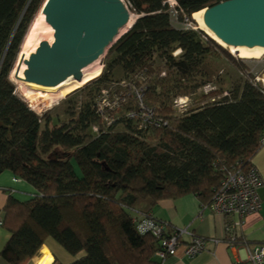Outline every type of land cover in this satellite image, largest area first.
<instances>
[{
  "label": "trees",
  "instance_id": "16d2710c",
  "mask_svg": "<svg viewBox=\"0 0 264 264\" xmlns=\"http://www.w3.org/2000/svg\"><path fill=\"white\" fill-rule=\"evenodd\" d=\"M175 1L176 13L169 0H127L137 17L106 49L109 73L146 71L148 80L136 81L103 113L87 101L69 121L58 122L32 109L11 78L46 0H0V174L11 170L37 190L25 201L10 196L4 206L11 237L3 254L12 264L32 258L49 240L75 258L68 264H161L159 240L139 233L137 223L154 217L163 199L193 193L210 203L224 166L253 164L264 136V90L256 81L264 67L253 69L251 58L234 57L197 28L194 13L225 0ZM173 16L190 26H176ZM217 53L244 78L226 95L210 90L205 96L211 100L181 114L167 105L165 99L172 104L210 81L201 70ZM104 78L110 80L106 68L83 86ZM142 88L143 104L166 124H142L134 92ZM122 122L126 129L115 130ZM54 264L63 263L56 258Z\"/></svg>",
  "mask_w": 264,
  "mask_h": 264
},
{
  "label": "water",
  "instance_id": "95a60500",
  "mask_svg": "<svg viewBox=\"0 0 264 264\" xmlns=\"http://www.w3.org/2000/svg\"><path fill=\"white\" fill-rule=\"evenodd\" d=\"M54 28V41L40 42L27 60H19L16 78L54 86L103 55L129 22L123 0H46L42 9ZM206 26L228 46L264 47V0H225L204 9ZM27 68L20 78L22 63Z\"/></svg>",
  "mask_w": 264,
  "mask_h": 264
},
{
  "label": "crops",
  "instance_id": "0c3cea01",
  "mask_svg": "<svg viewBox=\"0 0 264 264\" xmlns=\"http://www.w3.org/2000/svg\"><path fill=\"white\" fill-rule=\"evenodd\" d=\"M264 181V145L259 148L252 159ZM37 190L27 181L16 176L11 170L0 174V221H4V206L10 196L21 201L30 199ZM262 208L258 213L245 218L243 222L238 215L225 216L214 212L210 206L203 208L201 199L193 193L176 198L160 200L152 210V215L168 223L170 231L188 229L182 235V246L175 255L167 257L161 264H246L251 248L264 244V182L259 188ZM208 204V203H207ZM227 221L234 224L233 239L228 232ZM241 221V223H240ZM205 238L206 249L189 257L185 254V246L192 238ZM11 237V231L0 224V264H12L3 254ZM217 240V241H214ZM57 262L68 264L73 259L62 246L53 240L44 244L39 252L22 264H39L45 260L47 264Z\"/></svg>",
  "mask_w": 264,
  "mask_h": 264
},
{
  "label": "rangeland",
  "instance_id": "374dc122",
  "mask_svg": "<svg viewBox=\"0 0 264 264\" xmlns=\"http://www.w3.org/2000/svg\"><path fill=\"white\" fill-rule=\"evenodd\" d=\"M123 1L129 8L130 14L134 16V19H136L137 16L135 12L132 10L127 0H123ZM41 9L34 17L32 23L30 24L29 31L25 36L20 54L16 61L17 64H15V67L11 73V78L17 85L18 92L28 101L31 108L37 111L39 114H43L46 111H48L49 116H51L55 121L56 120L58 122L69 121L70 118L73 116L72 113H75V111H77L80 108V106L85 102L92 101L93 103H96L98 107H105L107 104H109V106H116L120 102L122 95L126 94L130 88L131 89L134 88L133 85H135L136 81L148 80L147 78L148 75H146L147 74L146 71L137 73L135 77L134 76L126 77L125 73L119 69H115L114 71H111L109 73L108 71L109 67L107 66V64H109V59L106 56L108 49L105 51V53L100 57V59L97 62H95L92 66H90L87 69V71H89L90 73V72H94L97 69H100L102 72V70L106 68V75L110 80L105 82L103 81L105 80L104 78L90 84L86 88L84 87L85 86L84 85L70 92L63 98L60 97L58 91L41 90L29 85L28 82L16 78L15 71L18 70L21 52L24 53V50L25 52H27V50L32 45L33 46L35 45L36 43L35 41H37L39 38H43V37L50 38L52 35L50 28L49 29L47 28L48 27L47 24L40 20L42 14ZM173 21L174 24L179 27L186 28L190 26L188 20H185L184 22L179 24L174 17ZM131 26L132 25L128 27L130 28ZM197 28H200L199 25L197 26ZM224 48H226V50H228L231 54H233L234 57L243 58L231 52L230 46ZM179 54L180 52H175V55H179ZM252 59L264 60V55L261 56L260 58L247 59L249 64L256 63L253 62ZM263 67H264L263 65L259 64L256 67V70H262ZM26 68L27 66L25 65L24 69L22 68L20 70L18 75L20 78H23V72ZM163 69L166 71L165 67H163ZM205 70L209 72V74L211 75V78L209 79L210 81H208L199 89H197L195 92H192L187 96L188 101L186 106H184L183 108H179L176 106L175 101L180 97L175 98L172 104L171 101L165 99L166 104L173 106V108L177 109L181 114L186 110V108L188 109L189 107L193 108L199 104L211 100V99H207L205 96L210 90L214 89L217 90L220 94L226 95L229 93V90L233 86V84L241 81L244 78V74L221 53L211 55L205 60L203 69L201 71L204 72ZM195 80L197 81L202 80V75L199 73L195 77ZM204 80H206V78ZM143 90L144 88L137 89V91L134 90L133 91L136 92L137 95L138 94L142 95ZM52 103L54 104L52 105ZM114 129L125 130L126 129L125 123L122 122L116 124Z\"/></svg>",
  "mask_w": 264,
  "mask_h": 264
},
{
  "label": "built area",
  "instance_id": "2783aa9c",
  "mask_svg": "<svg viewBox=\"0 0 264 264\" xmlns=\"http://www.w3.org/2000/svg\"><path fill=\"white\" fill-rule=\"evenodd\" d=\"M172 10L175 11L176 1L169 0ZM256 65L264 62V60L252 59ZM256 81L262 83L264 90V71L256 75ZM141 101V109L143 121L142 124L160 126L167 122L161 116H156L153 109L146 107L142 102V95L138 94ZM188 97H180L175 103L179 108L186 106ZM107 104L106 106H108ZM114 107V106H112ZM99 111L103 113V107ZM138 113L130 112L129 116L135 117ZM107 120L110 118L106 117ZM96 130V128H95ZM261 145H264V136L261 139ZM263 178L258 168L252 164L248 167L224 166L223 177L219 187L215 191L210 203L204 204L203 208L210 206L216 212L225 216L238 215L243 222L248 216L258 213L262 208V198L259 188L263 184ZM240 221V223H241ZM3 222L0 221V224ZM237 222L232 224L227 221L229 235L235 239L236 235L232 232ZM137 230L141 234L150 233L159 240V249L156 255L163 262L167 257L175 255L182 246V235L189 233L188 229H180L170 231L166 221L155 217H145L137 223ZM217 241V240H214ZM206 239L194 236L192 240L185 246L184 252L189 257H195L206 249ZM246 264H264V244L254 246L249 252Z\"/></svg>",
  "mask_w": 264,
  "mask_h": 264
},
{
  "label": "bare ground",
  "instance_id": "6f19581e",
  "mask_svg": "<svg viewBox=\"0 0 264 264\" xmlns=\"http://www.w3.org/2000/svg\"><path fill=\"white\" fill-rule=\"evenodd\" d=\"M41 13H42V11H41ZM203 14H204V9L201 10V11L195 12L194 15H193L194 18L196 19V21L198 22L199 27L201 29L205 30L213 39L218 41L224 47H229L220 38H218L213 31H211L206 26V24L204 22ZM40 20L47 24V26H48L47 28L48 29L50 28V30L52 32V35H51L50 38H44V37L43 38H39L36 41L35 45L31 49H28L27 52H25V50H24V53L21 52L22 59H23V56H25L24 60H27L32 53L36 52L37 48L40 45V42H42L44 40H47V41H49V43H53V41H54V28L46 21L45 15L43 13L41 14ZM134 20H135L134 16L131 15V18H130L129 22L120 30V32H119L118 36L115 38L114 42L120 36H122L127 31V29H129L128 26L132 25L134 23ZM230 47H231V52H233V53H235L238 56L243 57V58H260L261 56L264 55V47H262V46H255V47H248V46H237V47H235V46H230ZM100 57L97 60H95L94 62H92L91 64L87 65L86 67H84L82 69V78L80 80H77V79L73 78L72 76H70L67 79L61 81L60 83H58L57 85H54V86H45V85L37 84V83H34V82H28V84L33 86V87H35V88L41 89V90L58 91L59 94H60V97L63 98L67 94H69L70 92L76 90L77 88L83 86L88 81H90V80H92V79H94V78H96L97 76L100 75V73H101L100 69H97L94 72H90V73H89V71H87V69L90 66H92L95 62H97L100 59ZM25 65L26 64L23 62L22 66H21V69L22 68L24 69ZM14 75H15V73H14ZM53 104L54 103H52V105ZM39 264H47V262L45 260H42Z\"/></svg>",
  "mask_w": 264,
  "mask_h": 264
}]
</instances>
